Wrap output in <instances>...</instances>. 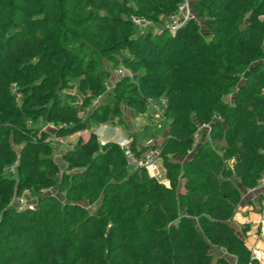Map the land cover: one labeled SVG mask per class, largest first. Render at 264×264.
<instances>
[{"label":"trees","instance_id":"1","mask_svg":"<svg viewBox=\"0 0 264 264\" xmlns=\"http://www.w3.org/2000/svg\"><path fill=\"white\" fill-rule=\"evenodd\" d=\"M182 3L0 0V264H213L215 249L255 263L230 223L264 172V0H194L196 20L165 30ZM101 59L133 78L94 105ZM149 98L166 99L169 136L129 153L159 148L168 186L94 132ZM201 125L211 143L194 147ZM83 132L62 167L47 140ZM25 190L34 210L14 203Z\"/></svg>","mask_w":264,"mask_h":264},{"label":"built area","instance_id":"2","mask_svg":"<svg viewBox=\"0 0 264 264\" xmlns=\"http://www.w3.org/2000/svg\"><path fill=\"white\" fill-rule=\"evenodd\" d=\"M193 9L188 2V0H184V3L180 4L178 10L176 13L171 15L166 23L164 24V29L169 31V32H176L180 27L184 26L190 21L196 20V17L193 15ZM132 22L134 25L140 29L143 27H151L152 23L141 18H132ZM158 35L162 34V30H159L157 32ZM124 77H129L133 78V74L131 71L124 69L122 67L114 70L113 73V81L111 80V83H115L116 81L124 78ZM110 82L105 84L106 89L109 88ZM100 104V99L96 100L94 102V105H99ZM167 109V101L164 98L160 99H153L149 98L146 102V111L150 113V115L155 119V123L157 125V129L161 130L163 129L164 125H169V122L166 119L165 112ZM53 129V127H50ZM210 130L211 126L210 125H201L198 127V130L193 136V143L194 147L199 146L203 142H208L211 143L210 139ZM62 138H56V137H51L47 140L49 145L54 149V151H59L60 148L57 147L61 141ZM100 146H105L107 142L99 140ZM121 148L125 151L128 152L129 154V164L133 168H143L145 169L149 176L152 178H156L159 175L158 171V161L160 160V149L155 148L151 149L148 153L144 154L141 157H138L132 153H129V149L125 146L120 145ZM4 171L10 175H16L17 167L12 166L9 168L4 169ZM264 191V172L262 173V176L257 184V186L253 189L247 190L248 195H253L255 193ZM15 205L19 209H24V208H29L30 210H34L36 208L35 202L32 201L30 191L25 190L22 192V194L14 200ZM248 223H250L248 221ZM261 224L264 225V213L262 214V219H261ZM253 261L255 263H250V264H263L261 263V257L258 254H255L252 256ZM259 261V262H258Z\"/></svg>","mask_w":264,"mask_h":264},{"label":"crops","instance_id":"3","mask_svg":"<svg viewBox=\"0 0 264 264\" xmlns=\"http://www.w3.org/2000/svg\"><path fill=\"white\" fill-rule=\"evenodd\" d=\"M227 100L228 101L231 100V97L227 98ZM124 108L127 109L126 114L128 116L131 115V116L135 117L136 112L134 110L129 109L128 107H124ZM139 117L142 118L144 116L139 115ZM149 123L155 124V119L153 118V119L149 120ZM149 123H145L142 128L144 129V127L147 126ZM100 128H102V126L94 129V132L96 134H98L97 131L98 130L101 131ZM163 129H165V130L162 131ZM163 129L157 130V138L149 139L148 141H146V144L142 145L140 147V150L143 148H147V147H159V146H161L164 143L165 139L169 136L170 125H164ZM87 133L89 134V136L87 138L83 137V136H79V137H82L85 141H87L90 137V132H87ZM124 134L125 133H124L123 128L120 130L118 129L115 133H113V131H110V132L104 133L102 135V141L110 143V142H113L115 139H117L118 141L115 142L116 144L125 146L128 149H130L131 141L127 140L125 138ZM108 135L110 138L105 139L106 136H108ZM76 140H75V142H76ZM98 140H100V139L98 138ZM75 142H73L71 145H69L65 149L71 147ZM152 142H154V143H152ZM152 144H154V145H152ZM149 151H145L144 153H142L138 157L143 156L144 154L148 153ZM60 161L62 163L61 157H60ZM159 161H161V160H159ZM232 165H233V163H231V166ZM162 167H163V165H162ZM158 171H159V167H158ZM164 173H165V171H164ZM164 184L168 186V181L165 180ZM238 186L241 188L239 183H238ZM246 191L247 190H245V189H242V191H241V196H242L241 203L239 204V206L236 209V215L234 217L233 222L230 223V227L244 241V243L246 244L248 249L251 250L252 256L255 254H258L261 257V263L264 264V225L261 224L262 214L264 213V191L255 193L253 195H248ZM248 221L250 223H248ZM215 250L217 252H219L220 260H225L226 264H237L235 257L230 256L224 250H218V249H215Z\"/></svg>","mask_w":264,"mask_h":264},{"label":"rangeland","instance_id":"4","mask_svg":"<svg viewBox=\"0 0 264 264\" xmlns=\"http://www.w3.org/2000/svg\"><path fill=\"white\" fill-rule=\"evenodd\" d=\"M193 1L194 0H188V2L190 3L191 7L193 5ZM193 9V8H192ZM194 17H197V15L195 13H193ZM203 26V25H202ZM205 32V31H204ZM102 61V66L104 67V69L106 71H109L110 72V84H109V88L106 90V94L100 98V104L101 103H104L105 100L107 99L108 95L112 94L114 92V85L115 83H111V80L113 81V73H114V68L113 66L107 62L106 60L104 59H101ZM120 68V67H119ZM118 69V68H117ZM116 70V69H115ZM72 94H75V90L72 91ZM130 109V108H129ZM126 110L124 107H122V113H121V117L120 119L118 120H109V122L105 125L102 126L101 131H97V135H98V138L100 140H102V135L104 133H107V132H110V131H113V133H115L118 129H122L124 130V136L127 140L131 141V144L134 143L136 146V148L140 149V147L144 144H146V141H148L149 139H146L144 140L142 137V127L145 123H149V120L153 119L152 116L150 115L149 112L146 111L144 117H139V115L136 113L135 117L133 116H128L126 114ZM134 114V113H133ZM144 122V123H143ZM150 125V123H149ZM43 128L44 130L46 131H50V132H53V130L51 128H49L48 125H43ZM165 129H163L162 131H164ZM149 137H150V133L147 134ZM79 136H83V137H88L89 134L87 132H84V133H80L78 135H75V136H72V137H69V138H66V139H62L60 142V144L57 146L60 148L59 151H54V158L57 162H59V164L62 166L63 164L61 163L60 161V157L63 153V150L68 147L69 145H71L73 142H75V140L79 137ZM109 135L106 136L105 139H109ZM115 139V138H114ZM118 140L115 139L113 141V143L117 142ZM154 143V142H152ZM130 144V145H131ZM154 145V144H152ZM63 167V166H62ZM158 167H159V175L157 177V179L164 183V181L166 180L165 179V173H164V169L162 167V162L159 161L158 162ZM254 256V255H253ZM213 264H219L220 262V254L219 252H217L216 250H214L213 252ZM259 262V261H258Z\"/></svg>","mask_w":264,"mask_h":264}]
</instances>
